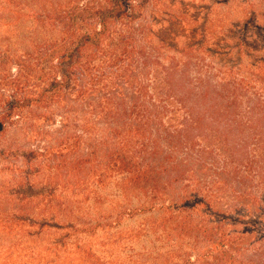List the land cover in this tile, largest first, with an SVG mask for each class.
<instances>
[{
  "label": "rangeland",
  "instance_id": "obj_1",
  "mask_svg": "<svg viewBox=\"0 0 264 264\" xmlns=\"http://www.w3.org/2000/svg\"><path fill=\"white\" fill-rule=\"evenodd\" d=\"M101 1L0 0V57L3 53L7 58L0 60V112L4 98L16 94L5 82L20 78L19 64L40 65L44 48L63 40L64 30L49 20L69 8L94 2L100 6ZM144 10L134 21L133 33L147 49L149 74L135 78L143 88L139 94L133 86L120 92L140 102L139 114L149 116L150 104L165 97L160 89H150L164 80L163 67L173 62L185 68L186 84L209 80L213 86L230 82L246 87L237 97L235 113L244 116L256 104L254 98L264 97V0H151ZM107 64L95 65L103 72ZM55 65L56 56L45 66ZM125 65L135 68L136 63L127 60ZM111 106L105 113L118 112ZM124 107L133 110L127 100ZM54 111L29 110L25 121L14 118L0 136V264H264V170L250 172L244 199L239 198L242 190H214V176H190L189 193L182 192L185 182L175 184L178 195L195 197L189 204L193 211L179 216L168 209L166 196L165 202L150 200L144 190L129 186L128 179L102 180L97 163L84 155L75 162L74 154L82 149L49 158L66 137L81 133L63 131ZM175 112L171 106L159 115L166 127L181 119ZM92 116L86 114V120L93 122ZM108 122L92 125L94 140L111 141L109 132L117 130L111 144L130 152L138 163L137 138L127 141L126 131L134 125L128 115L119 124ZM142 132L148 140L149 130ZM230 139V146L253 143L246 133ZM208 143L223 142L212 135ZM150 150L148 161L156 165L167 158L171 164L190 157L188 167H193L195 156L186 150L176 147L171 153L159 145L153 151L148 145ZM57 157L60 164H48ZM201 178L208 185H201ZM152 202L155 207L149 211Z\"/></svg>",
  "mask_w": 264,
  "mask_h": 264
},
{
  "label": "trees",
  "instance_id": "obj_2",
  "mask_svg": "<svg viewBox=\"0 0 264 264\" xmlns=\"http://www.w3.org/2000/svg\"><path fill=\"white\" fill-rule=\"evenodd\" d=\"M145 1L139 5L140 0H104L100 6H95L98 2H94L92 5L69 8L68 12H61L50 19L52 25L64 30V38L59 44L44 48L40 65L21 62L20 78L5 82L16 94L4 98L0 112V136L5 132L6 124L14 118H28L26 113L32 114L29 110H55L53 113L58 112L63 131L68 134L72 129H79L81 133L76 131L66 137L55 151L50 152L49 158L52 155L65 156L64 151L78 152L82 149L74 154L75 162L84 155L87 161L93 159L97 163L98 175L102 180L122 177L129 180V186L134 185V189L148 193L150 200L164 201L166 196L168 209L176 210L179 216L193 211L194 206L189 204L195 197L178 195L173 187L185 182L186 185H181L182 192L189 193L190 176L194 174L214 176V190L226 193L242 190L239 198L244 199L247 181H251L248 178L250 172L253 169L256 172L258 168L264 170V97L254 98L256 104L249 107L244 116L235 113L237 97L248 91L246 87L230 82L213 86L209 80L200 81L198 86H193L191 82L186 84L185 68L173 62L163 67L164 80L150 89L153 93L160 89L165 97L156 104H150L149 116L139 114L138 109L142 108L140 102L133 98L129 101L120 92L133 86V93L139 94L143 88L135 82V78L149 74L147 49H142V44L135 39L136 33H133L134 21L142 18L144 6L151 2ZM141 34L145 33L142 31ZM1 55L0 60L4 61L5 54ZM54 56L57 65L46 67ZM127 60L135 62V68L126 67ZM100 61L108 63L103 72H99L102 66L95 65ZM105 79L107 84L104 83ZM22 91L23 95L20 94ZM126 100L133 110L127 111L128 107H124ZM110 106L118 112L108 110L105 113ZM171 106L176 110L175 115L180 112L182 117L179 122L175 120L174 124L166 127L159 115ZM84 110L88 115L93 114V122L86 120V114L82 115ZM126 114L134 124L127 126V141L137 138L134 153L142 157L141 160L136 159L138 163L129 156L130 152L125 154L111 144L117 130L111 129L109 132L111 135L108 139L111 141L103 138L94 140L91 134L96 121L110 119L108 123L119 124ZM143 128L149 130L148 140L145 138L146 132H142ZM244 133L253 140L251 147L243 143L230 146V136L233 139ZM212 135H218L223 143L209 144ZM148 145L153 151L159 145L166 146L168 152L175 151L176 147L177 150H186L189 152L187 155L192 153L195 156L193 167H188L192 160L190 157L179 164H170V158H167V162L156 165L148 161L151 153V150L149 153L147 151ZM60 159L48 160V164H60ZM132 173L135 177L130 178ZM207 181V178H201L199 183L206 186ZM197 203L194 202V205ZM149 205L151 211L155 204L152 202ZM159 207L163 209V203Z\"/></svg>",
  "mask_w": 264,
  "mask_h": 264
}]
</instances>
